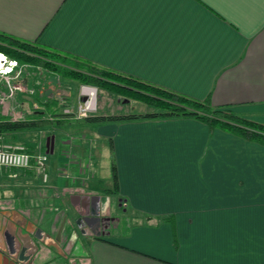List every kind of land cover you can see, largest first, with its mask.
I'll return each mask as SVG.
<instances>
[{"label":"crops","instance_id":"1","mask_svg":"<svg viewBox=\"0 0 264 264\" xmlns=\"http://www.w3.org/2000/svg\"><path fill=\"white\" fill-rule=\"evenodd\" d=\"M0 33L264 125V0H0ZM2 87L12 112L0 122L26 125L6 140L35 131V152L53 155L47 184L33 170L0 175V228L37 248L34 264H264V145L193 118L101 124L95 144L111 151L130 219L110 211L112 223L89 229L74 196L115 204L103 171L93 183L80 164L90 154L98 167L83 139L99 122L80 119L70 139L71 119L48 123L55 98L5 102Z\"/></svg>","mask_w":264,"mask_h":264},{"label":"trees","instance_id":"2","mask_svg":"<svg viewBox=\"0 0 264 264\" xmlns=\"http://www.w3.org/2000/svg\"><path fill=\"white\" fill-rule=\"evenodd\" d=\"M0 57H7L19 66L44 63L46 68L66 75L72 80L82 83V85L95 86L99 89L111 92L118 97L144 103L155 110V113L142 116L127 115L105 117L94 115L86 117V119H84L85 121L107 124L112 122L122 123L148 119L193 118L207 123L212 127L218 126L234 133L241 134L248 140L259 142L264 145V125L241 119L232 113V111L214 109L207 101L203 102L192 99L185 95L141 81L138 78L99 67L91 62L75 59L73 58L74 56L67 54L63 55L57 51L0 33ZM57 110H52L51 114L61 116L63 113H57ZM65 121L57 120L55 124L62 125ZM25 126V124H18L11 120H7L5 122H0V133L5 134ZM27 144L28 143L25 145L28 151L32 154L35 153V146L30 143L27 146ZM43 148L45 151L47 150V146H43ZM50 152L51 151H49V153ZM111 171L113 188L107 190V194L112 197L117 195L120 199H123L120 195L117 169L114 164H112Z\"/></svg>","mask_w":264,"mask_h":264},{"label":"rangeland","instance_id":"3","mask_svg":"<svg viewBox=\"0 0 264 264\" xmlns=\"http://www.w3.org/2000/svg\"><path fill=\"white\" fill-rule=\"evenodd\" d=\"M3 59H4V62L1 65L2 68L11 69V71L13 72V74L11 72V75L9 76L11 77V76L17 75V77L9 81V83L4 77L0 76V86L2 85L4 86L2 88L4 91L3 98H5V102L8 99H14L16 97L15 95L18 92L25 93V94L30 93L33 96H40L41 98H44V96L51 98V99L55 98L54 101H57L60 104V111H61V114L62 113L63 114L61 116H56V115L51 114L49 116L50 121H48V123H50L51 126L52 125L54 126L56 125L55 122L57 121V118L61 120H65V119L67 120V118L71 119L72 123H69L66 126L64 125L63 129L64 131H66L64 132V134L69 135L70 139L71 138L74 139L73 134H75L82 128L78 122L81 121L82 119L83 120L86 119V117L78 118V114H77L78 106L81 101L80 97H81L82 83L72 80L66 75L60 74L58 72H54L46 68L44 63H42L41 66L39 67L34 66V65L19 66L17 63L14 65H9L10 61L12 60H10L7 57H3ZM23 79H28V82H24ZM12 86L19 87V88L12 90L11 89ZM97 89H98V93H97L98 97H97V103H96L97 111L90 114L91 116L99 115V114H106L104 115L105 117L107 116L109 117L127 116V115L142 116V115H146L150 113H155V110L153 108L147 106L144 103H141L135 100L124 99L106 90H102L99 88ZM4 106H6L5 103L0 104V113L12 112V110L10 111V110H7L6 108L4 109ZM65 109H68L72 113L65 114L64 113ZM13 112H14V115L16 116V119H19V117H24V114H25L24 111H13ZM100 126L101 124L92 126V128H90L87 131L89 138L83 139L85 140L84 146L89 148V149L87 148L88 151L92 149V146H93V150H95L94 152L96 153L99 152L98 162H97L98 167L94 166L95 165L94 157L90 156V154H88L89 155V161H88L89 166L84 167L82 163L80 164L85 171L84 177L89 178V180L92 179L93 183H96L94 182V180H95V173L97 174V169L98 171L102 170L103 172L101 173V176L103 178V184L110 186L111 188H109L108 190H111L113 188L112 187L113 186L112 176H111V168H112L111 167L112 166L111 151L107 145H104V143L101 142L100 140L101 138H99L100 142L98 140L97 144H95V141H97L98 139V136H96V132L98 131ZM36 136L39 138L38 134L36 135L34 131V132H31V134L30 133L25 134L24 138L17 142L24 143V141H28L26 143H33L34 142L33 140H35V142H38L40 138L37 139ZM51 137L47 138V140L44 139L46 140L45 141L46 144H47L48 139H51ZM71 143L73 142L71 141ZM38 152L39 151L35 153H38ZM52 156L53 155H49L48 158L49 157L51 158ZM117 198L119 199L117 195L113 196L112 199H113V203L115 204L109 207L108 212L111 211V214L114 216V218L120 219V222L118 221L117 223H121V222L123 223V219H124V223H128V219H130L128 218L129 212L124 213V211L129 208L125 206L123 199L121 200V203H120L122 204L121 207L117 205Z\"/></svg>","mask_w":264,"mask_h":264},{"label":"built area","instance_id":"4","mask_svg":"<svg viewBox=\"0 0 264 264\" xmlns=\"http://www.w3.org/2000/svg\"><path fill=\"white\" fill-rule=\"evenodd\" d=\"M3 57H0V76L4 77L8 83L16 76L11 75V69H3ZM10 61L9 65H14ZM13 74V72H12ZM19 87L12 86L11 89L15 90ZM98 89L89 85H82L81 87V101L78 106V118L91 116L90 114L97 111V97ZM83 99H85L83 101ZM65 114H71L68 109L64 110ZM42 145L39 146L38 153H30L26 145L17 142H10L6 140V136L0 133V175L7 170H33L41 179L44 184L50 180L48 155L41 151Z\"/></svg>","mask_w":264,"mask_h":264},{"label":"water","instance_id":"5","mask_svg":"<svg viewBox=\"0 0 264 264\" xmlns=\"http://www.w3.org/2000/svg\"><path fill=\"white\" fill-rule=\"evenodd\" d=\"M85 99H83L84 101ZM55 137L47 141V153H54ZM76 201L88 203L85 207L87 212L80 220L89 229L93 227H101L107 219V212L110 207L111 199L109 196H92L78 197L74 196ZM121 203V200H120ZM0 236V264H34L36 249L33 251L32 244H27V241L21 235H12L9 230H2Z\"/></svg>","mask_w":264,"mask_h":264},{"label":"flooded vegetation","instance_id":"6","mask_svg":"<svg viewBox=\"0 0 264 264\" xmlns=\"http://www.w3.org/2000/svg\"><path fill=\"white\" fill-rule=\"evenodd\" d=\"M120 205H122V204H120ZM106 217H108V215H107ZM107 219H108V218H107ZM106 222H108V223L110 224V223H112V220H111V221H106Z\"/></svg>","mask_w":264,"mask_h":264}]
</instances>
